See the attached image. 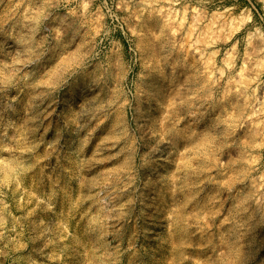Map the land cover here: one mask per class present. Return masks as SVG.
<instances>
[{
    "label": "rangeland",
    "instance_id": "374dc122",
    "mask_svg": "<svg viewBox=\"0 0 264 264\" xmlns=\"http://www.w3.org/2000/svg\"><path fill=\"white\" fill-rule=\"evenodd\" d=\"M0 264H264V0H0Z\"/></svg>",
    "mask_w": 264,
    "mask_h": 264
},
{
    "label": "bare ground",
    "instance_id": "6f19581e",
    "mask_svg": "<svg viewBox=\"0 0 264 264\" xmlns=\"http://www.w3.org/2000/svg\"><path fill=\"white\" fill-rule=\"evenodd\" d=\"M256 115H257V113H256Z\"/></svg>",
    "mask_w": 264,
    "mask_h": 264
}]
</instances>
